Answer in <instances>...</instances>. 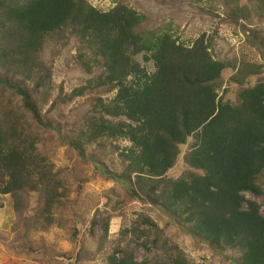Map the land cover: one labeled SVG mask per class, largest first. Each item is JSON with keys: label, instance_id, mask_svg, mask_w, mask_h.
Segmentation results:
<instances>
[{"label": "trees", "instance_id": "obj_1", "mask_svg": "<svg viewBox=\"0 0 264 264\" xmlns=\"http://www.w3.org/2000/svg\"><path fill=\"white\" fill-rule=\"evenodd\" d=\"M128 1L103 10L88 0H0V195L18 212L24 195L36 198L24 233L73 211L71 185L38 149L55 133L129 200L166 214L164 228L179 227L232 264H264V34L244 23L264 19V0H134L157 14L197 5L215 28L187 44L173 21L150 24ZM220 25L243 34L261 63L215 53ZM47 45L72 49L85 76L53 100ZM86 95L89 109L65 115L63 106ZM180 160L183 171L169 175ZM110 219L91 220L101 229L93 253L105 264H196L142 212L105 243Z\"/></svg>", "mask_w": 264, "mask_h": 264}, {"label": "rangeland", "instance_id": "obj_2", "mask_svg": "<svg viewBox=\"0 0 264 264\" xmlns=\"http://www.w3.org/2000/svg\"><path fill=\"white\" fill-rule=\"evenodd\" d=\"M88 1L97 8L108 10L114 6L115 0ZM128 3L137 11L149 14L150 24H153L155 19L157 23L173 21L174 26H179L175 35L185 44L193 41L201 33L213 34L215 28V22L203 16L197 10V5L181 10L161 7V12L157 14L156 8L153 10L150 5L142 1L140 5L134 0H129ZM200 4L204 5L202 2ZM219 13L221 11H217V14ZM244 23L250 28L260 29L264 34V19L252 18ZM216 37L215 53H219L221 57H235L238 61L246 57L249 61L261 63L259 54L248 47L244 35L233 30V27L218 26ZM72 54L73 50L69 48L55 47L52 50L47 45L44 49L43 56L50 65L52 73L50 100L57 96L60 88L64 92H70L85 78L72 64ZM137 59L140 60L141 56H137ZM224 75L228 73L224 72ZM91 103V97L86 95L77 98L68 106H63V110L69 118L80 117L90 108ZM58 113L59 111L53 112L51 117L60 119ZM40 141L39 152L51 163L53 171L60 170L67 179L72 189L69 198L75 199L76 205L71 212L55 214L58 219L47 231L24 233L23 223L34 215L37 207L36 198H30L28 194L24 195L22 209L18 212L14 210L9 195H0V264H105L103 252L93 253L101 229L97 225L92 227L91 220L92 217L97 219L101 213L111 214L109 234L105 243L114 241L119 232L130 225L138 212L148 215L159 228H164V224L168 221L166 214L159 210H149L137 201L129 200L120 184L103 177L93 168L92 162H81L80 157L67 143L60 142L57 134L47 132ZM185 150L186 147H181V153ZM182 171L183 165L180 160L169 175H177ZM83 179H86V182H82ZM76 190L78 192H75ZM246 197L261 202V197L249 194H246ZM261 212L264 214V207ZM163 233L196 264H232L224 258V254L214 253L207 246L195 243L179 227L170 225L164 228ZM22 244L31 247L32 251L27 248L22 251L20 248ZM105 247L107 251L109 244ZM144 255H146L144 250H139L137 258L141 259Z\"/></svg>", "mask_w": 264, "mask_h": 264}]
</instances>
